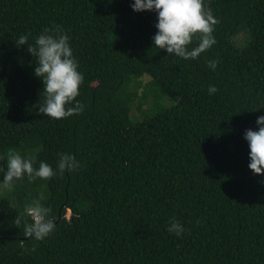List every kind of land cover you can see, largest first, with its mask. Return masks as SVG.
I'll list each match as a JSON object with an SVG mask.
<instances>
[{
  "label": "trees",
  "instance_id": "trees-1",
  "mask_svg": "<svg viewBox=\"0 0 264 264\" xmlns=\"http://www.w3.org/2000/svg\"><path fill=\"white\" fill-rule=\"evenodd\" d=\"M132 2L0 0V166L10 150L54 169L61 153L80 162L0 190V264H264V175L244 139L264 115V0H204L216 43L196 60L152 45L157 14ZM56 26L83 75L84 110L62 119L39 111L37 58L15 44ZM144 74L154 94L133 82ZM157 94L173 104L137 120L134 104L142 113ZM40 197L56 227L37 241L25 206Z\"/></svg>",
  "mask_w": 264,
  "mask_h": 264
},
{
  "label": "clouds",
  "instance_id": "clouds-1",
  "mask_svg": "<svg viewBox=\"0 0 264 264\" xmlns=\"http://www.w3.org/2000/svg\"><path fill=\"white\" fill-rule=\"evenodd\" d=\"M130 7L134 11H155L157 31L151 37L152 45L159 50H166L183 60H196L201 53L210 49L215 43L213 35L217 20L204 5V0H133ZM70 37L60 26L44 30L35 40V47L28 43L27 35H20L15 40L17 47L28 44V52L37 58L34 74L43 82L44 102L39 111L53 119H62L83 112L84 105L76 100L83 75L78 71V62L73 56ZM194 41L198 43L193 45ZM191 46V47H190ZM208 67L215 71L217 61L209 60ZM218 91L215 85L208 87L210 95ZM74 102V106L66 107ZM258 130L251 128L244 132V139L249 147L248 168L253 175H264V115L256 119ZM2 159V157H0ZM80 167V162L70 153H61L54 169L49 163L39 161L35 155L22 156L10 150L7 153L6 167L0 166L3 178L0 190L12 191L15 182L25 176L29 182L37 178L48 180L57 173H71ZM43 197L32 200L25 206L26 215L31 223L24 224V236L37 241L45 239L56 227V221L50 218L51 209L44 206ZM20 219L15 224L19 226ZM169 233L180 236L183 225L176 220L170 222Z\"/></svg>",
  "mask_w": 264,
  "mask_h": 264
},
{
  "label": "rangeland",
  "instance_id": "rangeland-1",
  "mask_svg": "<svg viewBox=\"0 0 264 264\" xmlns=\"http://www.w3.org/2000/svg\"><path fill=\"white\" fill-rule=\"evenodd\" d=\"M245 38H246V34L245 33H240L238 35V37H237V42L239 44H242V43L245 42L244 41ZM149 78H151L149 75L144 74L141 77L134 79L133 82L134 83L135 82L136 83H138V82L140 83V81H141L142 88L145 89V92H147L149 94L151 92L152 94H154L155 92H157L156 90H158V89L155 88V87L150 86L149 84H146L148 82ZM131 86H133V84H131ZM141 92H142V89L140 87L138 93L141 94ZM156 99L157 100L153 101L152 103H147V104L143 103L144 107L142 106L143 107L142 111H144V112H142V113L140 112V110H138L136 108L138 103L136 102V104H134V106L132 108V114L135 117H137V116H139V113H140V116L137 117V120H141L142 118H144L147 115H153V114H155V113H157V112H159V111H161V110H163V109H165L167 107H170L173 104L172 98L167 96V95H165V94H157ZM18 181H20V180H18ZM67 216H69V212L67 213Z\"/></svg>",
  "mask_w": 264,
  "mask_h": 264
},
{
  "label": "water",
  "instance_id": "water-1",
  "mask_svg": "<svg viewBox=\"0 0 264 264\" xmlns=\"http://www.w3.org/2000/svg\"><path fill=\"white\" fill-rule=\"evenodd\" d=\"M0 237H3V236H0Z\"/></svg>",
  "mask_w": 264,
  "mask_h": 264
}]
</instances>
